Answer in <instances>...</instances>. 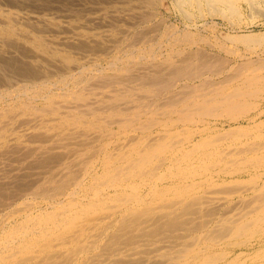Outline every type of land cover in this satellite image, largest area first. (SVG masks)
I'll use <instances>...</instances> for the list:
<instances>
[{"label":"bare ground","instance_id":"bare-ground-1","mask_svg":"<svg viewBox=\"0 0 264 264\" xmlns=\"http://www.w3.org/2000/svg\"><path fill=\"white\" fill-rule=\"evenodd\" d=\"M236 1L119 0L71 36L0 8L3 42L31 36L0 53V264H264V56L165 17ZM227 40L264 55V31Z\"/></svg>","mask_w":264,"mask_h":264},{"label":"rangeland","instance_id":"rangeland-1","mask_svg":"<svg viewBox=\"0 0 264 264\" xmlns=\"http://www.w3.org/2000/svg\"><path fill=\"white\" fill-rule=\"evenodd\" d=\"M11 1H14V2H12L11 3ZM27 1V2H26ZM23 0V1H16V0H0V8L1 9H3V10H9V11H14L15 12V17H18L20 20L22 19V21L24 20V22L25 21H30V22H33L34 21V19H39V18H44V20H46V21H48L49 20V18H51L50 20H57L58 18H59V16H61L57 21H60L59 22V24L64 28V26H66L68 29H66V27L63 29L64 31H66L67 32V34L69 33H72V34H68L69 36H71V35H73V32H71V27L68 25L69 24V22H70V20H71V23H74V25L75 26H77V31H81V30H88V28H89V30H91V32L92 31H94V32H98V31H104V30H106V27H99L97 24H95L94 22H99L102 18H104L103 16H111L112 17V14H113V18L114 17H116V16H114V15H122V13H118L117 12V10H120L119 9V7H118V1L119 0H111V3H110V0L108 1V0H59L58 2H57V0H55V2H54V0L53 1H51V0H49L48 1V3H45V2H42V1H39V0ZM51 1V2H50ZM72 1V2H71ZM76 1V2H75ZM77 1H78V3H77ZM258 3H257V2ZM264 1V0H263ZM15 2H17V3H15ZM21 2V3H20ZM114 2V3H113ZM256 2V3H255ZM261 2V3H260ZM13 3H15L14 5H13ZM29 3V4H28ZM40 3V4H39ZM264 2H262V0H254V2H253V5H254V8H252V6H250L249 5V3L248 2H246L245 0H241V2H240V0H238V1H236V3H235V5L238 7V10L240 11V15L243 13V15H241V16H239V19H240V17L242 18V19H238V20H235V21H228V20H224L222 17H220V16H218V15H215V14H213V13H211L210 11H208L209 12V14H208V12L206 11L205 13H204V17H199V18H201V19H199V18H197V26H198V28H196L195 27V24H193V23H191V24H189L190 22H186V21H184L182 18H181V16H180V14L179 13H176L175 11H174V9H171V11L170 12H168V14H167V12H165L164 11V9H162V11L163 12H165V15H167V16H165V17H168L169 18V20H170V22L171 23H174L175 24V26L176 27H180V28H184V27H186V25H190V27H189V29L191 28V30L192 31H200V33H201V36L202 37H204L205 35V38H206V42H207V44L208 45H211L210 43H212V46H214L215 47V49H214V52H217V53H219L220 54V57L222 58H224V59H226L225 58V56L227 57V61H229V64H237V63H239L240 61H242L243 60V58L244 57H250V58H254V59H258L257 57H259V56H264L263 54H260V53H263V52H260L259 50H257L256 52H254V51H252V52H248V51H246V50H244L245 49V47H243L242 45H236V46H234L233 44L234 43H229V41L227 40V37L230 35V34H236V33H239V34H246V33H259V32H262V31H264V4H263ZM6 4V5H5ZM44 4H46V5H44ZM48 4V5H47ZM59 4V5H58ZM258 4H260V6H257ZM31 7H30V6ZM34 5V6H33ZM42 5H43V7H42ZM167 5H169L168 3H167ZM2 6V7H1ZM28 6V7H27ZM36 6V7H35ZM109 6V7H108ZM25 7V8H24ZM52 7L54 8V9H52ZM97 7V8H96ZM103 7H105L104 9L105 10H102L103 9ZM111 7H114V8H111ZM250 7V8H249ZM28 8V9H27ZM42 8V9H41ZM44 8V9H43ZM99 8V10H97ZM108 8V9H107ZM255 8H258L257 10L255 9ZM47 9H49V10H47ZM51 9V10H50ZM241 9V10H240ZM255 9V10H254ZM21 10V11H20ZM110 10V11H109ZM113 12H112V11ZM255 12H254V11ZM20 11V12H19ZM35 11H37V12H35ZM148 12H149V10H147ZM262 13H260V12ZM17 12V13H16ZM30 13V14H27V13ZM41 12V13H40ZM45 12V13H44ZM109 14H108V13ZM112 12V13H111ZM43 13H44V15H43ZM46 13H47V16H46ZM50 13V14H49ZM52 13V14H51ZM54 13H55V15H54ZM140 13H142V12H140ZM146 13V12H145ZM19 14V15H18ZM31 14H33V15H31ZM111 14V15H110ZM212 14V15H211ZM249 14V15H248ZM253 14V15H252ZM254 14H255V16H254ZM258 14V15H257ZM23 15V16H22ZM34 15H36L37 17L36 18H34ZM42 15V16H41ZM49 15H50V17H49ZM57 15V16H56ZM59 15V16H58ZM173 15V16H172ZM176 15V16H175ZM179 15V16H178ZM207 15H208V17H207ZM211 15V16H210ZM28 16L31 18V19H29L28 18ZM52 16H53V19H52ZM55 16V17H54ZM257 16V17H256ZM259 16V17H258ZM21 17H23V18H21ZM45 17H47L48 19H46ZM89 17H91L90 19H89ZM171 17V18H170ZM43 18L41 19V21L40 22H43ZM57 18V19H56ZM84 18H86V20L89 22V25L87 24V22L84 20ZM108 18V17H107ZM28 19V20H27ZM65 19V20H64ZM93 19V20H92ZM172 19V20H171ZM174 19V20H173ZM207 19V20H206ZM252 19H253V21H252ZM67 20V21H66ZM207 21L206 23H204L205 21ZM211 20V21H210ZM212 20H215V21H212ZM220 20V21H219ZM246 20V21H245ZM35 21H37V20H35ZM61 21H63L62 23H61ZM179 21V22H178ZM184 21V22H183ZM245 21V22H244ZM39 22V23H40ZM65 22H66V24H65ZM94 23V24H92V23ZM186 22V23H185ZM199 22V23H198ZM251 22V23H250ZM91 23V24H90ZM154 23H157L156 21H154L153 20V23H149V25H147L146 24V27H147V29L149 28H154L155 29V27H156V29L158 30V31H156V35L157 34H159L160 33V29H162V28H158ZM183 23V25H181ZM200 23H201V25H200ZM203 23V24H202ZM211 23V24H210ZM217 25H216V24ZM220 23V24H219ZM224 23V24H223ZM229 23L231 24V25H233V26H231V25H229ZM241 23V24H240ZM41 24H43V23H41ZM152 26H151V25ZM179 24V25H178ZM214 24H215V26H214ZM239 24L241 25V26H239ZM155 25V26H154ZM202 25H204V26H202ZM225 25H227V26H225ZM235 25V26H234ZM9 26V23H7V21L5 20V19H3V18H1L0 17V48L2 47V45L3 46H5L4 48H1V51H0V53H4V54H6V55H8V56H12V58H18V61H22V59H20L21 57L19 56L20 54H21V52L20 51H23V49H22V42L23 41H26V42H28L29 40L28 39H30V35L28 34V33H25V31H20V30H18V31H16L15 33H14V35H13V37L10 39V40H8L7 42H3L4 40H5V34H2V33H4V29H6L7 27ZM20 26V23L18 24V27ZM69 26V27H68ZM207 26H209V27H207ZM213 27V28H211V27ZM92 27V28H91ZM125 27V25H123L122 26V30L123 31H125L126 29L124 28ZM194 27H195V29H194ZM205 27V28H204ZM208 29H207V28ZM217 27V28H216ZM234 27V28H233ZM143 27H141V28H138V30H137V32L136 33H139V31L141 32V30L140 29H142ZM227 28V29H226ZM219 29V30H218ZM220 29H221V31H220ZM73 30V29H72ZM143 30V29H142ZM238 30V31H237ZM154 31V32H155ZM204 31V32H203ZM213 31V32H212ZM220 31V32H219ZM233 31V32H232ZM154 32H152V35L153 36H156L155 34H153ZM235 32V33H234ZM213 34V36H212V34ZM226 35H225V34ZM48 35H50V33L48 32L47 33ZM134 34V33H133ZM203 34V35H202ZM227 34H229V35H227ZM65 36H66V34H64ZM216 35V36H215ZM219 35H221V36H219ZM67 37V36H66ZM215 37V38H214ZM212 38V39H211ZM217 41H216V40ZM220 40V41H219ZM221 40H222V42H221ZM223 40L225 41V44H226V46H228V47H231V48H233V49H239L238 50V52H240L241 54L243 53V55H244V57H237V56H234V55H230V54H228L227 55V53L225 54V52H219V51H217V45H218V43L217 42H221V43H224L223 42ZM210 41V42H209ZM211 41H213V42H211ZM206 42L205 43H201V45L200 46H204V47H206L207 46V48H210L208 45H206ZM216 43V44H215ZM214 44V45H213ZM229 44V45H228ZM234 46V47H233ZM239 48H238V47ZM240 46H241V48H240ZM244 48V49H243ZM241 49V50H240ZM220 50V49H219ZM245 52V53H244ZM247 54V55H246ZM251 54V55H250ZM255 54H257L256 56H255ZM17 56H19V57H17ZM83 56V55H82ZM0 57H4L3 55L1 56L0 55ZM236 57H237V59H236ZM229 58H230V60H229ZM239 58V59H238ZM223 59V60H224ZM5 60V59H4ZM225 62H227L226 60H224ZM234 61V62H233ZM23 62V61H22ZM102 62V61H101ZM0 63L2 64V61H1V58H0ZM228 63V62H227ZM0 71H1V69H0ZM3 71V70H2ZM2 71H1V73H2ZM5 71V72H4ZM3 71V73H7V72H9V73H7V74H10V71H8V70H4ZM7 71V72H6ZM1 75V74H0ZM215 76H213V78H212V80L213 81H217L218 82V80L220 79H222V77L223 76H217V77H215ZM217 78V79H216ZM219 80V81H220ZM223 80V79H222ZM261 108H260V111H263L264 110V103H262L261 104V106H260ZM263 109V110H262ZM264 113V112H263ZM253 114V113H252ZM251 114V115H252ZM255 115V114H254ZM262 118L264 119V114H263V116H262ZM219 125L221 124L220 122L218 123Z\"/></svg>","mask_w":264,"mask_h":264}]
</instances>
